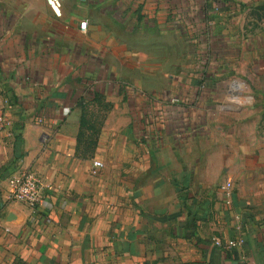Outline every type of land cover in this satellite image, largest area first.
<instances>
[{"label":"crops","instance_id":"1","mask_svg":"<svg viewBox=\"0 0 264 264\" xmlns=\"http://www.w3.org/2000/svg\"><path fill=\"white\" fill-rule=\"evenodd\" d=\"M60 1L0 0V264H264V0Z\"/></svg>","mask_w":264,"mask_h":264},{"label":"built area","instance_id":"2","mask_svg":"<svg viewBox=\"0 0 264 264\" xmlns=\"http://www.w3.org/2000/svg\"><path fill=\"white\" fill-rule=\"evenodd\" d=\"M52 9L60 14V0H47ZM88 22L86 19L79 21V27L82 31H86ZM235 83V79L233 81ZM244 84L242 81L241 85ZM9 125V118L7 117L4 109L0 106V132L7 130ZM93 170L103 166V162L99 159H94ZM9 197L21 201L31 208H36L42 200V187L39 175L31 168H24L12 175L9 182ZM216 243L223 247H231L240 244V238L221 240L216 239Z\"/></svg>","mask_w":264,"mask_h":264},{"label":"trees","instance_id":"3","mask_svg":"<svg viewBox=\"0 0 264 264\" xmlns=\"http://www.w3.org/2000/svg\"><path fill=\"white\" fill-rule=\"evenodd\" d=\"M95 113L96 112L89 113V110H87V106L85 104L82 105V113L80 116V127L77 134V138H78L77 150H78V154L83 157L89 155L94 151L97 143L99 127L105 116V113H102L101 118H99L98 121L94 122V119H92L91 116L94 115L96 117L97 115H95ZM88 130L90 131L88 132ZM87 144H91L90 153H88L87 151L88 146L85 147V145Z\"/></svg>","mask_w":264,"mask_h":264},{"label":"rangeland","instance_id":"4","mask_svg":"<svg viewBox=\"0 0 264 264\" xmlns=\"http://www.w3.org/2000/svg\"><path fill=\"white\" fill-rule=\"evenodd\" d=\"M126 21H128V20H126ZM190 34H191V33H190ZM190 34H189V33H186V32L183 33L184 36L187 35V36L191 39ZM191 35H192V34H191ZM173 38H174V42L177 41V40H178V41H181V39H182L181 37H179V34H177V33L174 34ZM95 115H97V116H96V117H95L94 115L91 116V118L94 119V122L98 121V119L101 118V112H96ZM89 131H90V130H88V132H89ZM86 146H88V147H87V151H88V153H90V152H91V144H87V145H85V147H86ZM83 148H84V147H83Z\"/></svg>","mask_w":264,"mask_h":264}]
</instances>
